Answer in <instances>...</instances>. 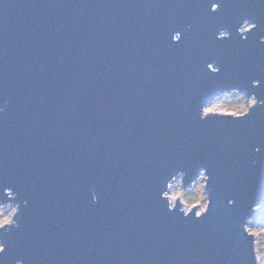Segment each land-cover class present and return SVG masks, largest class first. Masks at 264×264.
Masks as SVG:
<instances>
[{
    "label": "water",
    "instance_id": "obj_1",
    "mask_svg": "<svg viewBox=\"0 0 264 264\" xmlns=\"http://www.w3.org/2000/svg\"><path fill=\"white\" fill-rule=\"evenodd\" d=\"M209 6L0 0V185L27 201L0 233L3 264H251L239 226L264 202V106L240 120L198 111L221 88L264 99V3ZM249 17L257 28L241 40ZM200 167L209 211H168L164 181Z\"/></svg>",
    "mask_w": 264,
    "mask_h": 264
},
{
    "label": "clouds",
    "instance_id": "obj_2",
    "mask_svg": "<svg viewBox=\"0 0 264 264\" xmlns=\"http://www.w3.org/2000/svg\"><path fill=\"white\" fill-rule=\"evenodd\" d=\"M222 0H210L209 11L216 12ZM264 3V0H261ZM190 27V26H189ZM257 28V24L251 18H242L235 27L236 34L241 40H247L248 34ZM182 33L173 32L171 35L172 43L181 40ZM231 33L226 29L216 32L215 39H230ZM259 42L264 44V36L259 37ZM206 69L213 75L220 72V67L215 62L206 64ZM260 79H251V88L260 86ZM257 106H264V99L259 98L255 92H250L248 88L241 90L238 87H227L218 89L210 93L199 105L198 118L206 120L210 117L232 118L240 120L247 117L251 110ZM264 135V129L261 130ZM259 145L254 146L252 151L261 152ZM253 164L256 161H252ZM205 167H200L195 174L189 176L184 170H177L170 178L163 183V190L160 192V199L166 202L168 211L175 210L187 218H199L209 211L211 199L207 191L210 176ZM93 202L97 196L92 194ZM234 199H227L228 207L234 205ZM22 204L27 201L18 199V194L10 186L0 185V233H7L9 229L19 227L16 219ZM195 209V211H193ZM250 212L254 215H247L240 224V231L248 240L247 252L250 253L251 264H264V202L256 201L251 204ZM250 238V240H249ZM7 241L0 242V264H3V254H5V244ZM15 264H24V261L17 259Z\"/></svg>",
    "mask_w": 264,
    "mask_h": 264
}]
</instances>
